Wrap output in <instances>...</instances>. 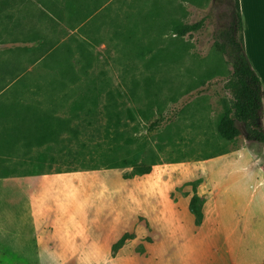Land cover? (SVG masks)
Returning a JSON list of instances; mask_svg holds the SVG:
<instances>
[{
	"label": "rangeland",
	"instance_id": "1",
	"mask_svg": "<svg viewBox=\"0 0 264 264\" xmlns=\"http://www.w3.org/2000/svg\"><path fill=\"white\" fill-rule=\"evenodd\" d=\"M232 5L233 0H0V151L20 165L30 158L33 167L20 171H86L95 162L87 160L89 152L99 158L114 145L112 132L104 134L107 119L118 115L124 137L141 135L154 152L159 175L187 181L171 198L194 189L213 149L230 150L228 156L210 158L217 167L213 177L225 173L244 180L240 206L250 200L251 208L264 211V173H257L264 143L242 134L228 141L214 132L231 98L224 86L231 64L214 40L228 25ZM181 24L198 28L177 35L173 29ZM39 33L45 36L40 46L34 41ZM176 111L174 121L165 119L149 130L156 119ZM257 127L264 132V107ZM133 147H124L122 154ZM118 170L123 175L131 167ZM159 202L161 210L171 212L165 199ZM140 211L147 212L145 206ZM191 220L188 211L181 213L183 231L167 240L183 241ZM101 222L105 225L104 216ZM146 227L138 223L129 230L142 234Z\"/></svg>",
	"mask_w": 264,
	"mask_h": 264
},
{
	"label": "crops",
	"instance_id": "2",
	"mask_svg": "<svg viewBox=\"0 0 264 264\" xmlns=\"http://www.w3.org/2000/svg\"><path fill=\"white\" fill-rule=\"evenodd\" d=\"M239 6L245 50L262 82V109L264 0H239ZM44 40L40 33L34 39L39 46ZM216 126L217 121L215 135ZM230 152L213 149L203 161L195 191L184 190L190 193L173 199L171 192L187 181L180 184L159 175L157 163L149 173L128 178L118 168L32 172L20 171L33 167L30 158L24 155L20 165L0 151V259H13L0 264H264V211L251 208L250 200L240 206L244 180L226 178L225 173L213 177L217 167L212 160ZM257 173H264V163L257 165ZM109 179L113 186L107 193ZM194 192L203 199L199 225L188 207ZM160 198L172 206L171 212L160 209ZM186 211L192 218L189 234L183 241L167 240L168 234L183 231L180 217ZM138 223L147 226L145 233L129 230ZM126 232L132 237L113 251L112 245ZM86 248L87 253L82 251Z\"/></svg>",
	"mask_w": 264,
	"mask_h": 264
},
{
	"label": "trees",
	"instance_id": "3",
	"mask_svg": "<svg viewBox=\"0 0 264 264\" xmlns=\"http://www.w3.org/2000/svg\"><path fill=\"white\" fill-rule=\"evenodd\" d=\"M230 13L231 18L228 25L217 31L214 40V46L217 51L227 56L231 64V72L224 84L225 88L230 92L231 98L223 105L222 112L217 118V133L221 138L228 141H234L242 134L247 140L264 143V132L257 127L258 113L263 104V87L261 79L251 66L245 50L243 16L239 0H233ZM197 28L198 24H181L174 27L173 32L177 35H184ZM105 108L107 109L108 107L105 106ZM173 113L170 118L161 116L156 119L149 126V130L153 126H159L165 119L168 122L174 121L178 111ZM168 122L166 125H169ZM237 122L243 125L242 129L237 125ZM44 125L43 123L42 126L44 127ZM107 125L104 136L109 137V133L112 132V137L110 138L114 145L108 152L102 151L98 153L97 156L99 158H96L92 152H89L90 158H87V160L95 162L89 164L85 169H98L100 166L108 169L131 167L130 172L123 174L124 178L149 173L153 165L157 163V158L141 135L125 138V132L122 128L125 126V123L118 115L115 118L109 117ZM110 128L112 129L110 130ZM170 140L172 141V138ZM132 143H134V147L129 148V151L122 154V150L125 149L124 147H128ZM78 154L82 156L85 153L79 151ZM83 159L84 157L81 159V163H83ZM193 191L195 190L193 189ZM202 203L203 199L194 192L190 197L188 207L194 217L195 225H199L203 219ZM131 237L132 234L128 232L124 233L112 245V250L116 251Z\"/></svg>",
	"mask_w": 264,
	"mask_h": 264
}]
</instances>
